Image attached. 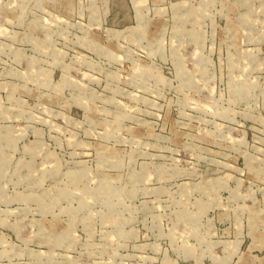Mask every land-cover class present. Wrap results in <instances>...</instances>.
Instances as JSON below:
<instances>
[{
	"label": "rangeland",
	"instance_id": "obj_1",
	"mask_svg": "<svg viewBox=\"0 0 264 264\" xmlns=\"http://www.w3.org/2000/svg\"><path fill=\"white\" fill-rule=\"evenodd\" d=\"M0 264H264V0H0Z\"/></svg>",
	"mask_w": 264,
	"mask_h": 264
},
{
	"label": "bare ground",
	"instance_id": "obj_2",
	"mask_svg": "<svg viewBox=\"0 0 264 264\" xmlns=\"http://www.w3.org/2000/svg\"><path fill=\"white\" fill-rule=\"evenodd\" d=\"M116 190V189H115Z\"/></svg>",
	"mask_w": 264,
	"mask_h": 264
}]
</instances>
